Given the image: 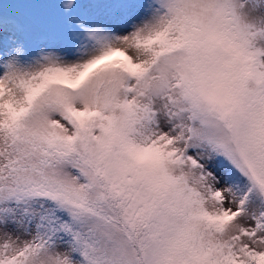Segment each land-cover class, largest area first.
Masks as SVG:
<instances>
[{
	"label": "snow or ice",
	"instance_id": "6c2138e0",
	"mask_svg": "<svg viewBox=\"0 0 264 264\" xmlns=\"http://www.w3.org/2000/svg\"><path fill=\"white\" fill-rule=\"evenodd\" d=\"M3 3L0 264H264V0Z\"/></svg>",
	"mask_w": 264,
	"mask_h": 264
},
{
	"label": "rangeland",
	"instance_id": "374dc122",
	"mask_svg": "<svg viewBox=\"0 0 264 264\" xmlns=\"http://www.w3.org/2000/svg\"><path fill=\"white\" fill-rule=\"evenodd\" d=\"M0 3H3V0H0ZM3 7H4L5 11H7L9 9H15L16 4L14 2H12V3H3Z\"/></svg>",
	"mask_w": 264,
	"mask_h": 264
},
{
	"label": "clouds",
	"instance_id": "9594fccd",
	"mask_svg": "<svg viewBox=\"0 0 264 264\" xmlns=\"http://www.w3.org/2000/svg\"><path fill=\"white\" fill-rule=\"evenodd\" d=\"M254 18H256V17H253V16H251V15H249V16L247 17L248 20H252V19H254ZM257 19H258V18H257Z\"/></svg>",
	"mask_w": 264,
	"mask_h": 264
}]
</instances>
